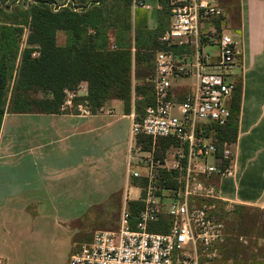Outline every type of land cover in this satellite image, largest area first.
I'll use <instances>...</instances> for the list:
<instances>
[{"label": "built area", "instance_id": "2783aa9c", "mask_svg": "<svg viewBox=\"0 0 264 264\" xmlns=\"http://www.w3.org/2000/svg\"><path fill=\"white\" fill-rule=\"evenodd\" d=\"M227 17L214 0L172 1L169 28L161 37L167 48L156 52L150 80L154 104L140 120L132 115L127 168L129 177L137 179L138 196L128 199L142 206L131 225L124 205L118 229L95 231L67 264H200V257L209 264L219 257L230 236L221 216L235 205L215 183L235 175L233 144L216 130L230 116L236 85L235 43L223 31ZM209 45L218 46L217 55L204 50ZM188 76L194 78L192 89L175 94L174 80ZM79 85L86 95V82ZM70 105L65 100L62 109ZM76 108L83 116L92 113L85 103ZM145 137L150 147L138 141ZM161 140H169L168 145ZM161 218L168 221L166 230L151 231L149 226ZM237 238L247 243L245 237Z\"/></svg>", "mask_w": 264, "mask_h": 264}, {"label": "crops", "instance_id": "0c3cea01", "mask_svg": "<svg viewBox=\"0 0 264 264\" xmlns=\"http://www.w3.org/2000/svg\"><path fill=\"white\" fill-rule=\"evenodd\" d=\"M145 1L133 0V6L149 10ZM221 2L227 22L231 20L229 35L240 52V76L236 77L240 105L233 143L235 175L226 178V183L219 180L225 189L220 191L235 204L264 210V0ZM132 21L138 28L133 13ZM155 23L156 15L143 20L139 27L152 28ZM176 81L173 92L181 94L187 83ZM64 109L61 113L6 112L3 116L0 256L5 264L3 241H34L36 246L30 247L36 253L41 250L38 240L47 235L41 228L36 232L38 222L44 225L51 220L62 242H69V227H64L68 221L109 201L123 184L133 185L127 168L133 106L126 113L120 100L110 99L90 115H80L72 105ZM229 185L233 189H228ZM127 200L124 197L121 201V209ZM258 259L264 264V258L256 257L254 264ZM242 262L250 261L246 258Z\"/></svg>", "mask_w": 264, "mask_h": 264}, {"label": "trees", "instance_id": "16d2710c", "mask_svg": "<svg viewBox=\"0 0 264 264\" xmlns=\"http://www.w3.org/2000/svg\"><path fill=\"white\" fill-rule=\"evenodd\" d=\"M6 1L0 0V127L6 112H63L66 92L75 90L81 82H86V95L74 98V111L78 103H85L95 113L108 100L118 99L126 113L133 106L135 120H140L145 108L154 104L150 80L155 72L156 52L167 48L161 37L169 28L173 0H158L160 7L152 28L133 26V0H67L58 5L51 0H17L16 8ZM215 26L219 34L218 20ZM23 27L28 33L26 45L20 50ZM57 32L65 34L61 44L57 42ZM33 52L37 55L32 56ZM239 105L240 84L236 81L230 116L216 128L219 138L231 144L236 139ZM139 140L150 147L149 138ZM161 141L168 145L169 140ZM136 181L131 182L134 185ZM141 206L139 200H127L131 225ZM249 210L251 206L235 204L230 213L222 214L229 233H234L230 224H234L235 215L247 212L246 220ZM167 225V219L161 218L149 229L165 231ZM231 237L232 234L221 246L215 264L243 263L235 256L239 247L244 255L249 246L235 247V238ZM255 257L264 258V254L250 255L247 264H254ZM257 264H261L259 259Z\"/></svg>", "mask_w": 264, "mask_h": 264}, {"label": "rangeland", "instance_id": "374dc122", "mask_svg": "<svg viewBox=\"0 0 264 264\" xmlns=\"http://www.w3.org/2000/svg\"><path fill=\"white\" fill-rule=\"evenodd\" d=\"M15 1L17 0H8L6 1V3H12L14 4V6L11 7L16 8L17 7L16 4H18V2ZM51 1H54V3L58 5L66 2L67 0H51ZM145 2L150 7L149 10L145 9V7H140L137 5H134L133 6L134 8L132 7L134 20L136 25H138V27L140 26L143 20L149 19L150 17H154L157 12L156 0H146ZM214 3H216L222 8L224 6L221 0H214ZM231 27L232 25L230 20L226 23V26H224L223 31L227 33H231L230 32ZM27 33H28V29L26 27H23V31L20 35V50L26 45ZM64 39H65V34L63 32H57L58 44L63 43ZM204 50L209 52L213 56L217 55L219 52L217 45L206 46ZM36 55L37 52L32 53V56H36ZM212 60L213 58H211V61ZM234 60H235L234 62L235 66L232 68V71H233V75L235 77H238L240 76L239 73L240 71L239 68H237V63H239L240 60V52L237 47H236V56L234 57ZM18 62H19V56L17 57L16 60V66L18 65ZM193 80H194L193 76H188V77L179 78V80L177 81H181V82L183 81L187 83L185 84L186 86L184 90L186 89L191 90L192 89L191 83L193 82ZM31 94H35V93H31ZM83 96L84 95L82 94V86L78 85L75 88V90L69 91L67 93L66 101L69 99L70 104L73 107L74 98H80ZM226 178L228 177L222 178L223 181L225 180V183L228 182ZM215 183L219 190L221 191L225 190L224 182H222L221 187L219 186L218 179H215ZM227 188L231 190L233 189V185H229ZM221 191L220 193L223 194V192ZM137 196H138V190L133 185L123 184L120 188L116 190V192H114V194L111 196V199H109V201L101 204L100 206L93 207L85 214L81 216H77L71 219L70 221H68L64 227L66 226L69 227V233H68L69 242L68 241L62 242L61 239L62 235H60L59 230L55 227V225L52 223L51 220H48V222L44 225L41 224L42 222H38V227L36 232L40 231L39 228H41L42 231L45 234H47L38 240V245L40 246L41 250L35 253L31 249L30 246L32 245L36 246L34 241H32L31 243L30 241H26L22 239H8L6 241H3L2 243V247L5 246L4 249L6 251V255H4V257H6V264H31V262H39L38 264H67L66 262H68L70 255L78 251L79 248L84 243L90 242L93 233L95 231H97L98 229H110L113 231L117 230L119 218H120L121 206L124 197L135 198ZM241 213L244 214V217L240 216ZM260 213L255 208L253 209L251 207V211L250 210L248 211L249 214L248 218L250 219L247 218L246 220H244L245 217L247 216L246 215L247 212L240 211V214L235 215L237 217H234V224H230V229L232 230V228H234V233L230 232V234L233 235V237H231L232 239L235 238L233 241L235 247L237 245L239 247L241 246V244L249 246V251H246L244 255L242 254L243 249L239 247L238 254L235 256V258H238L240 261L245 260L250 255L256 256L260 252L261 254H264V244L262 241L264 239V233L261 235V231L264 230V214H262L264 212H262L261 214ZM252 216L255 217V219H252ZM230 218L232 219V214L230 215ZM257 218L259 219L256 221ZM33 227H36V225H33ZM49 233H53V234H50L48 236ZM238 236L245 237L247 243L244 244L240 240L238 239L236 240V237ZM200 264H204V260L202 257H200ZM209 264H215V262L210 261Z\"/></svg>", "mask_w": 264, "mask_h": 264}]
</instances>
